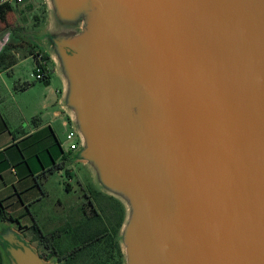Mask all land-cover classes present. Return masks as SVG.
<instances>
[{"label":"water","instance_id":"1","mask_svg":"<svg viewBox=\"0 0 264 264\" xmlns=\"http://www.w3.org/2000/svg\"><path fill=\"white\" fill-rule=\"evenodd\" d=\"M40 35L121 198L124 264H264V0H45ZM4 264H54L0 223Z\"/></svg>","mask_w":264,"mask_h":264},{"label":"crops","instance_id":"2","mask_svg":"<svg viewBox=\"0 0 264 264\" xmlns=\"http://www.w3.org/2000/svg\"><path fill=\"white\" fill-rule=\"evenodd\" d=\"M25 7L26 13L33 11L31 2ZM11 45L0 60V211L29 224L28 205L41 197L35 181L40 173L48 167L69 163L82 164L90 171L84 162L74 160L76 151L63 149L57 132L58 123L71 128L70 119L61 107L62 81L59 88L52 77L49 84L31 78L35 55L49 54L37 42L29 39L23 42L21 37L13 39ZM48 67L51 76L55 73L52 59ZM26 84L30 86L25 90H16V86ZM55 175L60 176L56 182L63 180L61 170L49 175V183ZM0 223L8 222L0 219Z\"/></svg>","mask_w":264,"mask_h":264},{"label":"flooded vegetation","instance_id":"3","mask_svg":"<svg viewBox=\"0 0 264 264\" xmlns=\"http://www.w3.org/2000/svg\"><path fill=\"white\" fill-rule=\"evenodd\" d=\"M61 170L63 180L49 183V175ZM35 181L41 197L28 205L29 224L0 211L18 237L55 264L122 263L118 237L123 207L97 188L82 164L48 167Z\"/></svg>","mask_w":264,"mask_h":264},{"label":"rangeland","instance_id":"4","mask_svg":"<svg viewBox=\"0 0 264 264\" xmlns=\"http://www.w3.org/2000/svg\"><path fill=\"white\" fill-rule=\"evenodd\" d=\"M32 5H33V9H32L33 11H31V13L29 11H27L26 13L25 6L19 7L17 9L12 8V12L8 16L7 23L0 22V35H2L5 31L11 32V41H10V44L8 45L9 48L7 47L6 50H10V47L12 46L11 42L13 41V39H16V37H21L23 42L24 40L29 39L35 42L42 43V40H40V35L48 28V26H50L48 5L46 4L45 0H33ZM54 68H53V71H54ZM51 77H52L53 84L56 87L61 88V81L54 72L51 73ZM56 127H57L59 138L62 142V147L64 150H67L69 148V142L67 141V134L70 129L69 127H64L60 123L56 124ZM59 178L60 176L58 175L53 176L52 179L54 181L52 183H54L55 180L57 179L59 180ZM97 188L103 193L116 199L123 207L124 216H123L122 225L119 230V237H118L120 248L123 254V248H122L123 246L121 243L120 236H121V230H122L123 224L125 223L127 215H128V206L125 204V202H123V200H121V198H118L115 195H112L110 193H107L101 190L98 186ZM54 190H55L54 193H56L57 189L55 188ZM48 262H53V261H48ZM124 262L125 260H124V254H123V260L121 264H124ZM53 263L55 264V262Z\"/></svg>","mask_w":264,"mask_h":264},{"label":"built area","instance_id":"5","mask_svg":"<svg viewBox=\"0 0 264 264\" xmlns=\"http://www.w3.org/2000/svg\"><path fill=\"white\" fill-rule=\"evenodd\" d=\"M32 3L33 0H0V8L1 7H11V8H19L25 6L27 3ZM11 41V32L5 31L2 35H0V56L8 47ZM36 59V66L31 73V78L34 82H41L48 72L46 69H49V62L44 59V55L42 53H38ZM67 141L69 142V150L76 151L79 148L80 139L76 130L72 127L67 134Z\"/></svg>","mask_w":264,"mask_h":264},{"label":"trees","instance_id":"6","mask_svg":"<svg viewBox=\"0 0 264 264\" xmlns=\"http://www.w3.org/2000/svg\"><path fill=\"white\" fill-rule=\"evenodd\" d=\"M12 12V8L11 7H1L0 8V22L2 23H7V20H8V16L9 14ZM9 48V47H8ZM44 55V59L47 61V62H50V57L46 54V53H42ZM2 56V55H1ZM1 56H0V60H1ZM37 57V54L35 55V58ZM46 72H48V74L46 75V77L41 81L45 84H49V80H50V73H49V70L46 69ZM30 85L29 84H26V85H22L21 87H17L16 86V90H25L27 87H29ZM1 214H0V219H1ZM9 220H12V218H10ZM0 264H4V261H3V254L0 250Z\"/></svg>","mask_w":264,"mask_h":264}]
</instances>
